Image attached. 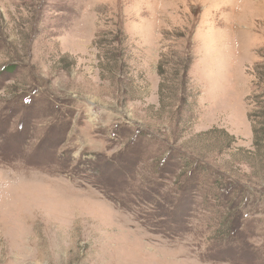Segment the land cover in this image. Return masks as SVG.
I'll list each match as a JSON object with an SVG mask.
<instances>
[{"label": "rangeland", "instance_id": "obj_1", "mask_svg": "<svg viewBox=\"0 0 264 264\" xmlns=\"http://www.w3.org/2000/svg\"><path fill=\"white\" fill-rule=\"evenodd\" d=\"M261 107L264 0H0V264H264Z\"/></svg>", "mask_w": 264, "mask_h": 264}, {"label": "trees", "instance_id": "obj_2", "mask_svg": "<svg viewBox=\"0 0 264 264\" xmlns=\"http://www.w3.org/2000/svg\"><path fill=\"white\" fill-rule=\"evenodd\" d=\"M121 53H122V52L120 51V54H121ZM260 109L263 110L264 107H261ZM263 127H264V125H263ZM256 143H257V145H258V139L256 140ZM259 145H260V147H263V148H264V140H259Z\"/></svg>", "mask_w": 264, "mask_h": 264}]
</instances>
